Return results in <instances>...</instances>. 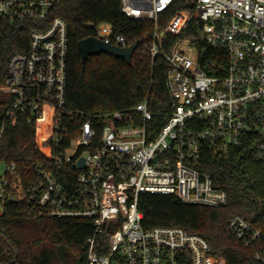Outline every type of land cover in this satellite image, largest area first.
<instances>
[{"label":"built area","instance_id":"1","mask_svg":"<svg viewBox=\"0 0 264 264\" xmlns=\"http://www.w3.org/2000/svg\"><path fill=\"white\" fill-rule=\"evenodd\" d=\"M181 2L195 9L197 32L178 38L167 52L166 35L184 31L189 11L178 10L166 31L157 22ZM60 3L0 0V17L37 24L28 50L12 54L0 87L6 96L0 143L6 127L27 114L48 159V165L35 167L36 178L25 181L7 163L0 177V214L13 201L29 214L92 219L86 264H227L200 233L176 225L145 228L139 198L161 193L187 203L225 205L227 191L199 167L206 142L222 156L250 138L264 159V0H121L127 16L156 22L153 42L143 51L165 58L168 87L178 100L160 128L149 124L147 99L100 115L67 107L69 27L62 16H50ZM179 13L177 28L169 29ZM92 24L104 42L135 43L109 22ZM68 166L74 171L69 186L61 180L71 175ZM228 227L242 244L256 246L255 259L264 264V245L258 246L263 230L241 214H233Z\"/></svg>","mask_w":264,"mask_h":264},{"label":"trees","instance_id":"2","mask_svg":"<svg viewBox=\"0 0 264 264\" xmlns=\"http://www.w3.org/2000/svg\"><path fill=\"white\" fill-rule=\"evenodd\" d=\"M178 10H188L189 20L184 31L169 32L162 48L170 52L178 38L197 32L195 9L185 3L174 5L160 14L157 25L163 30ZM66 19L69 27L67 59L66 105L73 111L100 115L107 111L127 110L143 100L153 118L150 126L160 128L171 117L178 105L168 87V63L161 55L152 56L143 51L153 42L156 22L127 16L121 0H61L50 16ZM179 13L168 28L175 30L182 18ZM109 22L115 32L138 43L132 61L107 53L91 55L85 66L79 50V41L95 36L92 23ZM37 27L33 21H11L0 17V87L8 76L9 60L15 51H27L30 35ZM0 100V114L4 112ZM20 115L16 125L6 127L0 143V161L14 164L19 175L36 178L35 167L48 165V159L37 143L34 122ZM199 167L207 171L214 183L228 193V202L220 206H206L182 201L172 194L143 193L139 209L144 213L143 225L182 226L205 236L211 243V252L226 259L227 264H261L255 259L256 246H245L228 227L233 214H241L263 230L258 246L264 245V159L258 156L254 140L246 138L240 145L231 146L226 155H217L209 142L205 143ZM30 168V169H29ZM61 177L65 185H74V171ZM23 204L7 202L0 214V264H86L88 238L94 225L84 217H44L23 211Z\"/></svg>","mask_w":264,"mask_h":264},{"label":"water","instance_id":"3","mask_svg":"<svg viewBox=\"0 0 264 264\" xmlns=\"http://www.w3.org/2000/svg\"><path fill=\"white\" fill-rule=\"evenodd\" d=\"M137 48H138V43L136 42L132 43L129 46H120V45L104 42L96 36H89L79 41V50L82 56L83 67L85 66L88 58L91 55L101 54V53H107L109 55L124 58L128 63H130L132 61L133 54L135 53ZM84 165H85L84 159H81V161L79 162V166L82 167ZM0 236L11 246L17 257V250L15 249L13 244H11L1 232H0Z\"/></svg>","mask_w":264,"mask_h":264},{"label":"rangeland","instance_id":"4","mask_svg":"<svg viewBox=\"0 0 264 264\" xmlns=\"http://www.w3.org/2000/svg\"><path fill=\"white\" fill-rule=\"evenodd\" d=\"M164 31H166V28H165ZM5 99H6L5 95H0V100L1 101L5 100ZM46 117H48V116H46ZM39 140H40V138H39V136H37V141H39ZM7 167H8L7 162L0 161V177H1L2 174H4V172L6 171ZM0 209H2V205H0Z\"/></svg>","mask_w":264,"mask_h":264}]
</instances>
